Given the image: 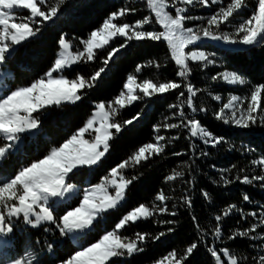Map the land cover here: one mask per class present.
I'll list each match as a JSON object with an SVG mask.
<instances>
[{
  "label": "snow or ice",
  "instance_id": "obj_1",
  "mask_svg": "<svg viewBox=\"0 0 264 264\" xmlns=\"http://www.w3.org/2000/svg\"><path fill=\"white\" fill-rule=\"evenodd\" d=\"M67 0H0V164L13 152L19 151L22 143V134L35 133L40 127L42 110L50 106H61L64 103L75 104L82 100V92L94 87L102 79L106 66L118 54L120 48L129 41H163L171 61L177 66L176 76L186 79L191 74L189 62L199 63L205 68L215 65L216 61L202 50H189L203 39L223 41L230 45L258 46L264 45V0H255L251 14L246 18L241 16L233 24L231 32L221 31L222 27L233 23L232 18L242 10L249 7L248 0H142L148 9V15L133 23L122 21L129 13L137 11L135 8L122 7L108 14L102 24L92 30L86 39L79 40L81 47L75 46L65 35L58 39L60 51L51 67L39 78L30 84L20 85L11 89L4 82L11 76L10 69H4L15 46L36 36L40 25L58 17ZM204 8L216 7V10L207 17L189 15V9L195 6ZM27 10L29 15L22 13ZM39 18V19H37ZM202 21L195 27L186 26L188 21ZM159 26V30H145V26ZM124 38V43L107 52V57L102 60L105 67L96 70L89 77L77 73L75 78L69 79L65 71L73 65L88 63L96 60L97 50L104 49L116 38ZM150 65L156 61H149ZM143 66L137 65L135 73H140ZM212 81H221L230 86H246L249 91L243 97L231 95L227 102L215 113L218 120L225 124H234L241 128H249L258 121L264 124V83L251 84L247 78L237 71L224 70L211 77ZM184 87L185 91L179 92L176 97L180 103L169 105L170 109H179L174 113L181 118L182 124H165V129L186 127L189 136L202 140L203 143L218 145L223 138L213 134L193 118L185 120V108L192 112L198 109L195 98L200 89L191 83L182 85L173 80L154 82L152 79L138 80L137 75L128 74L123 84V89L112 101L95 104L89 118L68 138L59 145H53L42 158L32 160L22 165L14 173L5 174L0 169V241L14 231L13 220L22 218L26 225L32 227L42 226L44 223L53 224L62 237H68L77 245L67 258L61 259L59 264H109L112 258L143 251L140 245L146 240L148 234L136 233L135 238L121 235V230L130 223L135 224L140 220L153 218L157 214L175 216L166 206L170 198L163 191L158 192L154 199L158 204L141 203L127 211L112 230H104L95 242L81 243V239L91 234L101 219H106L109 210L117 209L126 201L128 187L136 176L128 177L125 170L135 168L142 162L155 155H161L166 145L161 143L166 138L162 135L154 137L155 142H148L139 146L130 156L111 167L107 174L101 177L99 183L91 184L81 190L71 182L72 176L83 168L92 169L100 164L110 151L111 141L123 131L126 126L132 125L140 118V113L135 116L118 121L121 110L143 97H152L157 94H166ZM143 94V97L140 94ZM212 99L220 102L223 97L213 95ZM114 130V131H113ZM154 132H159L154 126ZM86 135L89 138H86ZM172 139H176L173 137ZM180 155V153H175ZM207 155V153H204ZM254 166L260 167L264 173V159L252 160ZM227 171V170H225ZM243 171V170H241ZM182 171L172 170V174L165 177V181H174L182 178ZM225 184L231 183L223 176ZM255 180L264 181V174L249 177L244 175L241 183L251 184ZM209 198L208 193H204ZM78 199V204L73 206L72 201ZM243 200H250L248 195H243ZM184 203L189 207L191 200L184 198ZM57 208L62 209V214L57 217ZM237 209L232 204L225 208L222 214L214 217L216 225L213 235L219 239L222 236L221 222ZM256 213L240 211L241 219L248 216L256 217ZM161 224H174V220H161ZM193 223L199 229L198 219L193 216ZM239 223V221L237 222ZM264 227V212L259 214L258 223L252 224L247 230L233 231L228 237L234 240L238 237H248L249 232H257ZM174 229L168 228V232ZM47 231V229H45ZM165 233L161 232L153 239H160ZM251 239H262L264 236H253ZM7 243L6 241H3ZM51 247V245H49ZM198 248L193 242L186 248V255L178 258L174 249L163 257L167 264H182ZM208 253L214 258V264H239L241 259L234 251L225 247L222 249L208 248ZM264 251V247H262ZM254 264H264V255L253 257ZM0 264H39L36 258L29 253L27 259L15 258L0 261ZM162 264V262H158Z\"/></svg>",
  "mask_w": 264,
  "mask_h": 264
},
{
  "label": "trees",
  "instance_id": "obj_2",
  "mask_svg": "<svg viewBox=\"0 0 264 264\" xmlns=\"http://www.w3.org/2000/svg\"><path fill=\"white\" fill-rule=\"evenodd\" d=\"M248 3L249 7L234 16L233 23L222 27L221 31L231 32L233 24L239 21L241 16L246 18L251 14L255 0H248ZM122 7L135 8L137 11L129 13L119 22L126 21L131 24L148 15V9L142 0H67L57 18L40 25V31L34 38L23 42L12 52L3 66L4 69H10L12 74L11 79H7L5 83L11 89L30 84L53 64L60 49L58 39L61 35H65L79 47V40L86 39L92 30L102 24L109 13ZM216 7L218 6H212L207 10L197 5L191 7L188 14L207 17L216 10ZM201 23L202 21L198 20L188 21L186 26L195 27ZM153 27L159 30L154 21L152 25H146L145 30H152ZM122 43L124 38L113 40L104 49L97 50L96 60L79 63L66 70L64 73L66 78H75L77 73L85 78L89 77L99 68L105 67L102 60L107 57V52ZM193 50L206 52L216 63L206 68L199 63H190L192 71L189 83L201 90L195 98V104L198 109L204 110L193 113L185 105V120L194 117L213 136L223 140L218 145L211 142L205 144L202 140L191 138L186 127L174 129L163 127L165 124H182L181 118L174 115L179 109H170L169 105L180 103L176 97L179 92L185 91L183 86L181 89L152 97H143L140 94L142 99L121 110L117 117L118 121L129 119L137 113L141 115L110 142V151L92 172L91 184L98 182L111 167L126 159L139 146L155 142L156 135L166 138L161 142L166 147L161 155H155L139 166L125 170L126 176L137 177L127 189L126 201L122 206L107 213L106 219L96 225V231L81 239L82 243L95 242L104 234V230H112L119 218L133 207L141 203L158 204L154 197L160 191L170 198L166 201V206L176 215L157 214L153 218L140 220L135 224L130 223L121 230V235L134 239L136 233L148 234L140 245L143 251L132 256L125 254L112 258L109 264H154L163 260L164 255L174 249L180 258L186 255V248L193 242L198 244V248L187 256L186 260H182V264H214V258L208 253V248L227 247L234 251L237 257L247 258L241 259L239 264H254L253 257L264 255L263 240L251 239L253 236L264 234V227L257 232H249L248 237H238L234 240L228 238L233 231L243 232L252 224L258 223V215L264 211V181L255 180L251 184L240 182L244 175L251 177L263 174L261 168L254 166L251 161L264 159V124L257 122L249 128L238 130L218 120L215 113L222 103L227 102L231 95H237L238 92L235 88L228 87L221 81H212L210 78L218 72L230 70L244 75L251 84L264 83V45L244 51H229L205 43ZM149 61H156L160 67L150 65ZM137 65L143 66L138 74L135 73ZM176 72L164 42L129 41L106 66L102 79H99L94 87L83 90L82 100L75 104H62L42 110L38 114L40 116L38 131L31 136H23L19 151L9 155L0 169L5 174L14 173L22 165L42 158L53 145H59L83 126L96 103L112 101L123 89L128 74L137 75L138 80L152 79L157 83L173 80L181 83ZM213 95H220L223 100L217 102L212 99ZM186 96L185 91V97L182 99H186ZM154 126L159 127L158 133L154 132ZM173 137L176 139H172ZM173 169L182 171L184 176L166 182L165 177L171 175ZM77 174L78 178H75ZM77 174L72 176L71 181L79 183L76 181L82 180L88 172L80 170ZM222 176L231 183L225 184ZM204 193H208L209 198H205ZM245 194L250 198L248 202L243 200ZM185 197L191 200L190 207L184 203ZM76 204L78 202H74L73 206ZM232 204L237 205V209L233 214L223 218L222 236L217 239L213 235L216 225L214 217L222 214L223 210ZM241 210L257 215L241 219ZM61 214L62 212L57 217ZM193 216L198 219L199 229L193 223ZM161 220H174L175 223L161 224L159 223ZM169 227L174 230L168 232ZM161 232L165 235L158 240L153 239ZM10 242L9 247L0 250V261L19 258L25 249H34L37 255L42 253L43 264H59L61 259L67 258L77 249L76 244L68 237H62L59 230L52 225L38 229L24 227L19 235L11 237Z\"/></svg>",
  "mask_w": 264,
  "mask_h": 264
},
{
  "label": "rangeland",
  "instance_id": "obj_3",
  "mask_svg": "<svg viewBox=\"0 0 264 264\" xmlns=\"http://www.w3.org/2000/svg\"><path fill=\"white\" fill-rule=\"evenodd\" d=\"M205 9H207V10H209V8H205ZM22 15L24 16V17H27L28 15H29V13L27 12V10H25L23 13H22ZM37 19H39V18H37ZM35 37V36H34ZM34 37H31V38H29V39H32V38H34ZM117 38H122V37H116L115 39H117ZM28 39V40H29ZM114 39V40H115ZM27 41V40H26ZM25 42V41H24ZM163 42V41H162ZM23 43V42H22ZM21 43V44H22ZM165 43V42H164ZM205 43H209V44H212V45H215V46H218V47H226V44L223 42V41H213V40H210V39H203V40H201V41H199V42H197L196 43V45L194 46V47H192V46H190V49L189 50H193L196 46H198V45H200V44H205ZM21 44H19V45H21ZM166 44V43H165ZM19 45H17V46H15V50L19 47ZM79 47H81L82 48V45H79ZM14 50V51H15ZM59 51H60V49H59ZM58 51V52H59ZM58 54V53H57ZM57 58V57H56ZM189 63H193V62H189ZM74 66V65H73ZM72 66V67H73ZM71 69V68H70ZM67 70H69V69H67ZM11 76H12V74H11ZM11 76L8 78V79H11ZM7 80V79H6ZM5 80V81H6ZM4 81V82H5ZM224 83V82H223ZM226 86H228V87H231V88H235L236 90H237V92H238V94L237 95H239V96H241V97H243V96H245L246 94H247V92L249 91V87H246V86H230V85H228V84H226V83H224ZM7 86L9 87V85L7 84ZM142 94V93H141ZM143 95V94H142ZM262 103H264V98H262ZM64 104H69V103H64ZM71 104V103H70ZM50 107H53V106H50ZM259 122V121H258ZM259 124H260V122H259ZM229 125L232 127V128H234V129H238V130H241V129H244V128H241V127H238V126H236V125H234V124H231V123H229ZM33 134H35V133H25V134H22V137L23 136H31V135H33ZM86 138H89L87 135H86ZM15 152H13V154H14ZM2 166V164H0V167ZM97 167V165L96 166H94L92 169H87V168H83V169H81V170H86L87 172H88V174L86 175V176H84V178L82 179V180H80V181H76V182H79V183H75V181H71L72 183H74L75 185H77L81 190H83L85 187H90V185H91V179L93 178V175H92V172L94 171V169ZM78 173V172H77ZM264 174V173H263ZM78 175L79 174H77V177H75V178H78ZM100 182V180L98 181V182H96V183H99ZM82 183H83V185H82ZM95 184V183H94ZM74 202H78V199H75V200H73L72 201V204L74 203ZM115 210V209H114ZM111 211H113V210H109V212H111ZM62 212V209L61 208H57V210H56V215H58V214H60ZM108 212V213H109ZM262 212H264V211H262ZM259 216V215H258ZM258 219H259V217L257 218V222H258ZM104 219H101L99 222H102ZM13 224H14V231L11 233V234H9L7 237H4L3 238V241H6L7 243H4L3 241H0V250L1 249H3V248H5V247H9L10 245H11V242H10V239H11V237L12 236H15V235H19L21 232H22V228H24V227H28V228H30V229H38V228H40V227H42V226H55V225H53V224H49V223H44L42 226H39V227H32V226H30V225H26L24 222H23V220H22V218H17V219H14L13 220ZM56 227V226H55ZM93 231H96V229L94 228L93 230H92V232ZM259 236H264V234H261V235H259ZM86 237H88V236H86ZM69 239V238H68ZM70 240V239H69ZM257 240H262V239H257ZM71 241V240H70ZM84 243H85V241H83ZM81 243H82V241H81ZM263 247H264V240H263ZM36 252V250H34V249H25L24 251H23V254H22V256L21 257H19L20 259H27V257H28V254L29 253H31L33 256H34V258H36L37 259V261L39 262V264H43L42 263V259H41V255H42V253L40 252V253H38V255L35 253ZM159 262H162V264H167V262H164L163 260H161V261H159ZM154 264H158V262L157 263H154Z\"/></svg>",
  "mask_w": 264,
  "mask_h": 264
},
{
  "label": "water",
  "instance_id": "obj_4",
  "mask_svg": "<svg viewBox=\"0 0 264 264\" xmlns=\"http://www.w3.org/2000/svg\"><path fill=\"white\" fill-rule=\"evenodd\" d=\"M251 47H254V46H244V45H240V44H236V45L226 44V47H222V48L224 50H229V51H244V50L250 49ZM171 62L174 65V67L176 68V70H177V66L174 64L173 61H171ZM190 78H191V74L186 79H182V78L179 77L182 85H184L186 83H189L190 82Z\"/></svg>",
  "mask_w": 264,
  "mask_h": 264
}]
</instances>
